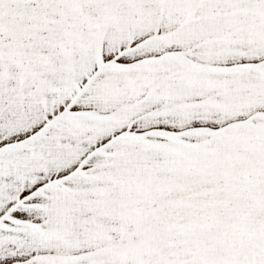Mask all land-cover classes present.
<instances>
[{"label":"snow or ice","instance_id":"1","mask_svg":"<svg viewBox=\"0 0 264 264\" xmlns=\"http://www.w3.org/2000/svg\"><path fill=\"white\" fill-rule=\"evenodd\" d=\"M0 264H264V0H0Z\"/></svg>","mask_w":264,"mask_h":264}]
</instances>
